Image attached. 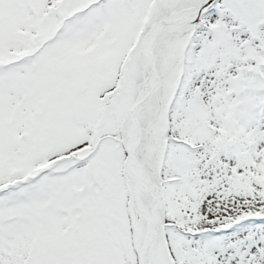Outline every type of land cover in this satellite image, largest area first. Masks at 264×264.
I'll return each instance as SVG.
<instances>
[{"label":"snow or ice","instance_id":"snow-or-ice-1","mask_svg":"<svg viewBox=\"0 0 264 264\" xmlns=\"http://www.w3.org/2000/svg\"><path fill=\"white\" fill-rule=\"evenodd\" d=\"M0 264H264V0H0Z\"/></svg>","mask_w":264,"mask_h":264}]
</instances>
